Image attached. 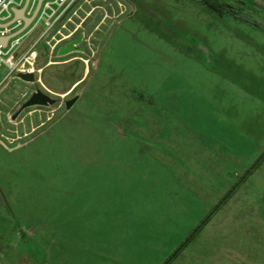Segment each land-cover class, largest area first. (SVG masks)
I'll list each match as a JSON object with an SVG mask.
<instances>
[{
    "label": "rangeland",
    "instance_id": "374dc122",
    "mask_svg": "<svg viewBox=\"0 0 264 264\" xmlns=\"http://www.w3.org/2000/svg\"><path fill=\"white\" fill-rule=\"evenodd\" d=\"M105 1L95 55L0 93V264H264V11Z\"/></svg>",
    "mask_w": 264,
    "mask_h": 264
},
{
    "label": "built area",
    "instance_id": "2783aa9c",
    "mask_svg": "<svg viewBox=\"0 0 264 264\" xmlns=\"http://www.w3.org/2000/svg\"><path fill=\"white\" fill-rule=\"evenodd\" d=\"M99 2L108 6L105 0H0V38H7L3 46L0 44V70L4 69L0 93L11 80H19L17 74H32L33 84L42 86L39 57L51 59L62 45L78 35H81L78 46L87 43V47L71 54L85 55L88 51L90 57L95 55L88 43L91 34L88 36L86 26L103 10ZM21 9L24 17L31 18L24 29L23 20L14 17V10ZM82 62L87 65L88 61ZM52 64L55 63L48 61L47 66Z\"/></svg>",
    "mask_w": 264,
    "mask_h": 264
},
{
    "label": "water",
    "instance_id": "95a60500",
    "mask_svg": "<svg viewBox=\"0 0 264 264\" xmlns=\"http://www.w3.org/2000/svg\"><path fill=\"white\" fill-rule=\"evenodd\" d=\"M129 1L137 5L139 8L143 9L151 16L156 17L160 20L163 19V17L159 13L155 12L153 9H151L149 6L145 5L144 3L137 0H129ZM14 17H18L23 20L24 22L23 29L26 28V26H28L31 19L24 17L22 9L14 10ZM6 40L7 38H0V44L3 46ZM80 42H81V35H78L71 42L62 45L57 50L56 57L61 58L74 52H81L82 48L78 46ZM16 77L22 82L30 83V84L34 83V76L32 74H17ZM76 101H77V97L67 100L65 102V110H68ZM54 103H55L54 99L50 98L48 95L44 94L39 89H34V91L29 95V97L17 108V110L11 116V120L14 121L24 109L30 107H50L54 105Z\"/></svg>",
    "mask_w": 264,
    "mask_h": 264
},
{
    "label": "trees",
    "instance_id": "16d2710c",
    "mask_svg": "<svg viewBox=\"0 0 264 264\" xmlns=\"http://www.w3.org/2000/svg\"><path fill=\"white\" fill-rule=\"evenodd\" d=\"M255 1L256 0H201L202 4L206 6L210 11L216 13L218 17L222 18L228 15L230 18L233 19V21H239V17L244 11L250 13L254 11L255 13H257V15H260V13L264 11V0H260L261 5L256 4ZM240 23H243L245 27H248V30H251L252 24H250V22H248L246 18H244L243 21H241ZM263 159L264 152L259 157V159L253 164L252 168H257ZM251 171L252 169L250 171H246L244 175H249ZM227 195L213 208V210L209 213L210 215L226 199ZM209 219L210 216L208 215H206L202 219V221L197 226L196 230L190 233L185 239V241L181 244L182 247H185L191 241V239L196 235L197 232L200 231V229H202V227L206 224ZM179 251L180 250H175L170 257H174L179 253ZM166 262L167 260H165L164 263Z\"/></svg>",
    "mask_w": 264,
    "mask_h": 264
},
{
    "label": "flooded vegetation",
    "instance_id": "af4514ba",
    "mask_svg": "<svg viewBox=\"0 0 264 264\" xmlns=\"http://www.w3.org/2000/svg\"><path fill=\"white\" fill-rule=\"evenodd\" d=\"M125 1V3L128 5V8L130 7V5H133V3L131 2V1H129V0H124ZM131 8V7H130ZM65 102L66 101H64L63 102V106H64V108H65ZM55 104V103H54ZM53 106V105H52ZM44 108H46V107H44Z\"/></svg>",
    "mask_w": 264,
    "mask_h": 264
},
{
    "label": "crops",
    "instance_id": "0c3cea01",
    "mask_svg": "<svg viewBox=\"0 0 264 264\" xmlns=\"http://www.w3.org/2000/svg\"><path fill=\"white\" fill-rule=\"evenodd\" d=\"M13 114H14V113H12L11 115H9V116H10V118H8V119H10V120H11V116H12ZM20 114H22V113H20ZM19 116H20V115H19ZM19 116H18V117H19ZM11 121H12V120H11Z\"/></svg>",
    "mask_w": 264,
    "mask_h": 264
}]
</instances>
